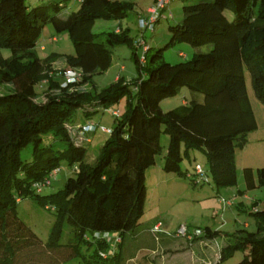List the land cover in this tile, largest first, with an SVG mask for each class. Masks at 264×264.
<instances>
[{
  "label": "trees",
  "instance_id": "obj_1",
  "mask_svg": "<svg viewBox=\"0 0 264 264\" xmlns=\"http://www.w3.org/2000/svg\"><path fill=\"white\" fill-rule=\"evenodd\" d=\"M67 2L45 0L29 6L25 0H0V48L12 53L0 56V85H11L0 94V264H56L77 256L79 243L93 247L87 256L95 260L83 255L86 263L118 264V247L110 254L108 243L85 240L83 234L116 232L122 239L138 225L145 197L144 174L159 150L161 129L168 136L163 171L196 182L192 171L181 170L180 162L198 148L205 153L214 186H233L235 148H241L246 134L256 127L244 71L254 97L264 104V0H184L181 20L167 26L169 40L151 53L146 45L143 62L120 28L91 31L96 19L125 17L129 2L77 0V8L66 11ZM226 9L233 13L232 20L226 19ZM47 23L55 32L66 31L72 43L73 54L65 57V66L59 70L50 66L54 54L39 58L31 51ZM176 41L210 44V49L176 63L163 61L162 50ZM122 44L131 50L136 72L132 87L117 79L99 92L82 90L93 73L108 68L109 48ZM66 68L80 74L77 81L61 86L55 74ZM36 83L45 84L43 101L34 100ZM182 87L200 93L201 100L191 95L179 108L161 111L159 101L176 95ZM122 97L124 112L113 115L107 138L93 161L87 162L84 146L78 138L74 140L66 124L77 109L88 119ZM46 132L54 134L61 149L41 145ZM29 144L30 158L21 159L20 150ZM60 160L74 166L72 175L60 189L40 194L35 183L57 168ZM242 177L246 189L263 188L261 208L251 203L248 212L255 230L237 229L212 264H222L223 257L238 248L246 253L235 264H264V167H244ZM26 197L48 204L55 214L46 242L17 217L15 202ZM62 220L73 234L65 244L57 242ZM202 230L204 236L216 233L209 226ZM99 251L107 256L100 257Z\"/></svg>",
  "mask_w": 264,
  "mask_h": 264
},
{
  "label": "rangeland",
  "instance_id": "obj_2",
  "mask_svg": "<svg viewBox=\"0 0 264 264\" xmlns=\"http://www.w3.org/2000/svg\"><path fill=\"white\" fill-rule=\"evenodd\" d=\"M119 1L130 3L131 7L127 15L118 20L96 19L92 24L91 31L93 33H106L120 28L126 32L138 57L142 53V42L150 46L149 53H151L155 48L161 47L169 40L167 26L181 20V5L184 3V0H170L167 8L159 12V15L164 18L159 17L154 24L153 31H150L139 29L138 18L146 19L148 17L147 8L152 6L155 0ZM41 2H45V0H25L29 6ZM77 5V0H68L66 11L75 10ZM223 13L227 20L233 19V13L230 10L226 9ZM109 49L111 59L108 68L105 71L93 73L89 77V83L81 86L82 90L94 89L99 92L109 84L116 82L117 79L132 87L136 72L131 59L130 47L122 44L114 45ZM209 49L210 44L192 46L186 42L176 41L162 50V60L176 63L191 58L195 54L205 53ZM31 51L39 58L54 54L56 57L51 62V67L54 70L64 68L65 57L73 54L68 33L66 31L55 32L48 23L42 26L40 35ZM0 56L6 58L12 56V53L8 48L2 47L0 48ZM244 82L256 127L246 134L244 145L241 148H235L236 184L216 188L211 180L205 153L198 148L191 150L188 158H183L180 162L181 170H186L187 173L192 171L195 163L201 166L203 175L196 176V182L193 183L186 175H176L163 171L161 165L168 136L161 129L158 139L159 150L154 156V163L145 170L144 174L145 197L139 223L133 230L125 232L122 239L120 237V241L114 249L116 250L118 247V264H209L216 259L220 247L225 244L224 237L233 240V235L237 234V229L255 230L253 217L248 212L251 209V203L255 204L256 209L261 208L263 188L255 185L246 189L242 177V168L249 167L254 170L264 167V104L254 97L246 71H244ZM10 89L11 85L9 84L0 85V94ZM33 89L36 94L34 100L43 101L45 84L36 83ZM191 95L194 99L201 100L200 93L182 87L176 95L161 99L158 106L161 111L177 109L183 105L181 101L188 102L192 98ZM124 110L125 98L122 97L119 101L90 114V119L86 120V124L91 122L96 125V128L94 131L84 134L81 141L75 137L76 127H69L74 126V123L83 121L80 109L74 112V121L68 122L67 128L74 140L79 141L84 146L87 162L93 161L99 146L108 136V132H101L99 128L111 127L114 122L112 112L121 115ZM79 118L81 120H78ZM85 137L89 138V142L84 141ZM46 144H51L56 149H61L63 146L51 132L42 134L41 145ZM30 151L31 145L29 144L20 150V158L29 159ZM73 167V165H68L65 160H60L57 170L48 176L49 184L40 186L39 193L46 194L60 189L65 178L72 175ZM237 190H242L251 201L243 200ZM220 199L230 201L231 204L225 206L219 201ZM239 201H242L244 206L241 207ZM15 211L17 217L40 241H47L55 222V214L48 204L44 206L31 198H20L15 202ZM155 223H159V226L152 230L151 227ZM244 223L248 224L247 227ZM180 226H184L190 231V234L177 233ZM204 226H209L210 231L216 233L204 236L202 230ZM194 229L201 230L200 234H193L192 230ZM72 238L71 228L62 220L57 242L65 244ZM78 251L77 256L66 258L56 264H94L86 263L83 260V255L88 257L87 254L93 253V247L79 243ZM245 253L246 249H233L231 254H226L223 257L222 264H235ZM88 258L95 260L93 256Z\"/></svg>",
  "mask_w": 264,
  "mask_h": 264
},
{
  "label": "built area",
  "instance_id": "obj_3",
  "mask_svg": "<svg viewBox=\"0 0 264 264\" xmlns=\"http://www.w3.org/2000/svg\"><path fill=\"white\" fill-rule=\"evenodd\" d=\"M169 2H170V0H155V3L152 6L147 8V12L149 13L148 17L146 19H144L142 17L138 18L139 29L142 28V29H148L150 31H153L154 24L157 22L158 18L159 17L164 18V17H162V15H159V12H161L164 8H167ZM141 45H142V52H143L146 48V44L144 42H142ZM139 61L143 62L142 53H141V56L139 57ZM79 74H80V72L77 69L66 68L61 73L57 72L55 74V78L56 79L60 78L61 79L60 84H61V86H64L67 83L77 81ZM112 114L117 115L114 111L112 112ZM95 128H96V125L91 123V122H89L87 124H82V125L76 126V128H75L76 129V135L75 136L79 140H82L84 133L93 131V130H95ZM99 130L101 132H104V133L109 132V128L100 127ZM84 141L88 142L89 140H88V138L85 137ZM55 170H57V168L52 169L51 172H54ZM192 172H193V175L191 177H194V179L196 178V176H202L203 175V171H202L201 166L199 164L193 165ZM50 173L46 177H44L41 181L35 183L37 190L40 189V186L49 184L48 176L50 175ZM219 201L225 206H229L231 204L230 201H226L224 199H220ZM158 226H159V223H155L151 227V229L155 230L158 228ZM200 232H201V230H199V229L192 230L193 234H200ZM177 233L189 235L190 231H188L184 226H180L177 229ZM83 238L85 240L105 241L109 245L108 253H110V254H111V252L114 251L115 246L120 241V236L116 232H108V231H93L89 234H83ZM98 254L102 258H105L107 256V253L103 252V251H99Z\"/></svg>",
  "mask_w": 264,
  "mask_h": 264
},
{
  "label": "crops",
  "instance_id": "obj_4",
  "mask_svg": "<svg viewBox=\"0 0 264 264\" xmlns=\"http://www.w3.org/2000/svg\"><path fill=\"white\" fill-rule=\"evenodd\" d=\"M50 66H51V64H50ZM64 66H65V63H64V61H63V67H64ZM51 68H52V67H51ZM181 102L184 103V101H181ZM88 119H90V118H88ZM78 120H81V118H79ZM82 120H83V121H81V122L79 121V122L76 123V124L74 123V126H72V125L69 126L68 124H66V125H68L69 127H76V126H79V125H82V124H86V120H87V118H83V117H82ZM72 121H74V118H73ZM109 128H110V127H109ZM93 131H94V130H93ZM86 133H89V132H86ZM86 133H84V134L86 135ZM84 134H83V136H84ZM86 138H87V137H86ZM88 140H89V138H88ZM80 141H81V140H80ZM88 142H89V141H88ZM195 164H197V163H195ZM238 191H239V190H237V193L241 195V197H242L243 200H249V202L251 201V199H250L245 193H243V192H242V193H239ZM238 203H239V205H240L241 207L244 206V203H243L242 201H241V202L239 201ZM244 224H245V226L247 227L248 224H247V223H244ZM224 240H225V244H226V243H227V241H226V240H227V237H224ZM225 244H224L223 246H221V247H224ZM221 247H220V248H221ZM217 256H218V255H217ZM216 259H217V257H216ZM216 259H215V260H216ZM215 260L211 261L209 264H212Z\"/></svg>",
  "mask_w": 264,
  "mask_h": 264
}]
</instances>
